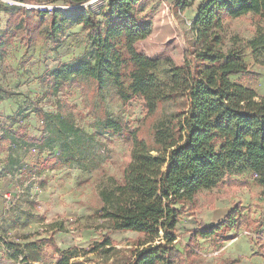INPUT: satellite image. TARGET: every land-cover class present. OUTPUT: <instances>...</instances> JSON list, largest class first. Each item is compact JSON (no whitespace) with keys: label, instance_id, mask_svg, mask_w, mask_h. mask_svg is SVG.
<instances>
[{"label":"rangeland","instance_id":"374dc122","mask_svg":"<svg viewBox=\"0 0 264 264\" xmlns=\"http://www.w3.org/2000/svg\"><path fill=\"white\" fill-rule=\"evenodd\" d=\"M37 1L24 5L18 0H0V35L9 40L0 62V264H54L59 254L50 239L58 249L76 253L71 262L128 264L144 237L135 231L110 230V221L99 216L103 206L99 191L110 177L121 180L132 148L127 136L101 129L102 113L105 110L110 117L124 118L153 146L155 122L164 114L181 110L185 100L178 95L149 116L139 100L124 106L111 85L98 92L87 81L57 88L48 84L50 70L60 64H74L92 48L88 32L74 21L55 42L49 39L46 22L50 14L42 20L37 10L69 9L61 2ZM145 1L144 14L152 19L153 26L149 37L136 44L137 50L159 61L161 75L171 64L186 66L193 38L191 22L202 0L183 9L177 0ZM104 4L105 0H90L84 6L99 13ZM227 25L229 33L244 40L252 38L256 28L250 15L228 20ZM246 60L248 72L233 75L232 80L264 96V66L254 62L249 50ZM58 111L65 122L60 130H51L52 118L45 122L44 113ZM63 154H73L78 161L59 169L43 168L45 162ZM254 178L253 172L245 170L230 177L234 182L201 191L197 206L181 216L176 245L182 249L195 230L221 222L236 205L244 208L242 215L261 220L260 230L264 231L263 189ZM230 233L237 236L223 243L197 237L198 246H193L196 256L187 264H224L228 260L264 264V255L258 254L257 239L264 240L261 235L243 229ZM106 235L113 245L86 253Z\"/></svg>","mask_w":264,"mask_h":264},{"label":"trees","instance_id":"16d2710c","mask_svg":"<svg viewBox=\"0 0 264 264\" xmlns=\"http://www.w3.org/2000/svg\"><path fill=\"white\" fill-rule=\"evenodd\" d=\"M89 1L50 0L68 6L69 11L57 7L37 10L42 20L50 14L46 35L52 41L73 21L88 32L91 41L88 55L50 70L48 84L57 88L87 81L98 92L111 85L124 106L139 100L149 116L178 95L185 100L181 110L164 114L155 122L153 146L124 118L110 117L105 110L102 113L101 129L127 136L132 148L121 180L110 177L99 191L103 203L99 216L110 221V230L135 231L144 237L138 243L143 247L135 249L128 264H187L196 256L193 246H198L199 236L223 243L237 236L231 235L232 230L243 229L264 238L261 220L242 215L244 208L236 205L221 222L195 230L182 249L175 242L181 216L197 206L198 194L233 181V174L253 172L254 183L264 196V96L232 80L233 75L248 72V50L254 62L264 66V0H202L191 22L193 38L186 66L171 64L165 75L159 73L157 59L136 48L152 32L153 21L144 14L145 0H105L99 13L84 6ZM195 1L177 0L176 4L183 9ZM248 15L256 27L252 38L244 40L229 33L228 20ZM8 45L9 40L0 35V62ZM44 115L45 122L52 118L51 130H60L65 122L59 111ZM77 161L73 154H63L45 162L43 168L59 169ZM49 242L59 254L54 264H81L71 262L76 253L58 249L51 239ZM257 242L258 254L264 255V240ZM107 245H113L109 235L86 253ZM224 264L240 263L228 260Z\"/></svg>","mask_w":264,"mask_h":264},{"label":"built area","instance_id":"2783aa9c","mask_svg":"<svg viewBox=\"0 0 264 264\" xmlns=\"http://www.w3.org/2000/svg\"><path fill=\"white\" fill-rule=\"evenodd\" d=\"M7 1H13V0H7ZM22 4V3H21ZM25 5V4H24ZM49 10H52L53 9V7L51 8V7H47ZM63 8V7H62Z\"/></svg>","mask_w":264,"mask_h":264},{"label":"water","instance_id":"95a60500","mask_svg":"<svg viewBox=\"0 0 264 264\" xmlns=\"http://www.w3.org/2000/svg\"><path fill=\"white\" fill-rule=\"evenodd\" d=\"M155 243H158V241H156ZM150 244V243H149Z\"/></svg>","mask_w":264,"mask_h":264}]
</instances>
